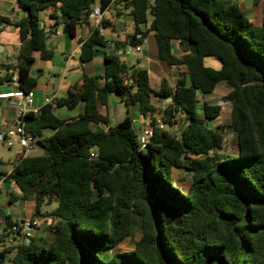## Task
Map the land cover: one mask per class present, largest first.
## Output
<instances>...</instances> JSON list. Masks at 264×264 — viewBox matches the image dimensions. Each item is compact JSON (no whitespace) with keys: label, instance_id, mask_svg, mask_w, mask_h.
<instances>
[{"label":"trees","instance_id":"16d2710c","mask_svg":"<svg viewBox=\"0 0 264 264\" xmlns=\"http://www.w3.org/2000/svg\"><path fill=\"white\" fill-rule=\"evenodd\" d=\"M17 1L26 12L18 24L21 46L15 66L0 65L6 72L0 86L17 76L18 90L27 94L39 78L32 75L34 54L53 58L40 13L55 9L63 33L75 38L96 0ZM252 1L255 7L263 2ZM99 5L118 16L127 11L134 33L121 43L92 31L80 61H91L97 46L110 47L103 74H84L66 97L25 116V129L43 154L22 157L6 175L19 193L10 201H33L34 217L43 207L55 209L43 215L51 220L47 238H32L29 245L20 236L8 244L7 232L20 222L6 218L0 264H264V16L251 21L235 0ZM3 24L10 23L0 19ZM144 34L153 35L163 66L182 70L174 86L162 79L153 90L146 69L120 61L117 52L141 45L137 36ZM175 42L181 57L173 52ZM208 58L219 69L207 66ZM220 85L228 88L230 121L211 127L222 109L206 99ZM111 94L150 120L145 149L129 112L113 125L99 113ZM81 103L84 112L76 119L55 114ZM176 125H183L180 133L169 129ZM132 238V250H116Z\"/></svg>","mask_w":264,"mask_h":264},{"label":"crops","instance_id":"0c3cea01","mask_svg":"<svg viewBox=\"0 0 264 264\" xmlns=\"http://www.w3.org/2000/svg\"><path fill=\"white\" fill-rule=\"evenodd\" d=\"M243 12L247 14L249 19L256 22L257 19H261L264 16V0L260 6L255 7L252 0H235ZM100 7L99 6H95ZM113 12L115 10L104 11V21L108 22L107 28L104 27V35L108 41H118L124 43L126 39H131L134 33L133 20L129 16L127 11L122 10L121 16H114ZM44 13V14H42ZM125 16V17H124ZM26 17V12L23 11L17 0H0V19L9 21L10 24H3L0 28V65H10L15 66L17 61V56L20 50L21 42L19 39V29L18 24ZM121 17L125 18L127 21L124 26L119 23ZM40 27L49 36L47 41V46L53 52V58L51 61H43L40 57V53H35V64L34 70H37L39 78L37 86L33 89L34 94V105L32 111L37 112L40 108L47 104H53L55 100L61 99L67 96L69 89L81 81L84 74L90 76H96L103 74L104 71V52L110 50L108 48L99 50L96 52L94 58L82 64L80 61L81 46L82 43L91 35L94 31L93 23L88 19V22L83 23L78 27L76 31V37L71 38L67 34L63 33L60 14L55 9H47L40 13ZM56 31H60V34H55ZM144 42L140 45L141 52L136 53L134 50L135 46H131L134 50L135 62H127L122 58L123 54L119 55L120 61L124 62L128 67H139L144 68L148 71L150 75V82L153 90H158L160 88L161 80L167 79L172 86L175 85L177 75L176 73L181 72L177 68H167L161 64L158 58L157 46L155 39L152 34H144L142 36ZM129 45H124L121 49L122 53H125L124 47L127 49ZM131 51L129 50V53ZM173 52L176 56L181 57L182 52L177 42L173 44ZM128 53V54H129ZM127 54V53H125ZM127 54V55H128ZM209 60H214L212 58L205 59V64L211 68L219 69V63L215 61V65L208 64ZM49 66H52L50 68ZM52 72L53 80L44 81L40 80L42 73L46 70ZM12 72V71H10ZM6 72L3 67H0V75H4ZM15 73V72H13ZM17 76L10 83H5L0 86V96L7 95L18 91V85L16 83ZM223 88V92L226 93L227 87L225 85H220ZM216 94V93H215ZM215 94L209 96L206 101L209 102V98ZM6 101L3 112L0 115V131L2 129L12 128L15 119V108L11 105L8 99H2ZM113 106L109 103L107 107L100 106L99 113L103 116H108L111 119V124H114L110 110ZM136 108L138 115L131 116L133 119V124L138 132L139 139L141 141L145 132L152 133V126L150 120L144 118L140 113V108L138 106H132ZM131 107V108H132ZM60 109V108H59ZM55 109V114L61 113L62 116L59 117L65 120H72L78 118L84 112V106L78 105L75 110H78L75 114L65 113L64 111ZM72 110V111H75ZM71 111V110H70ZM116 111V108H115ZM213 123V122H212ZM211 127H215L211 125ZM183 125H176L173 128L176 133L182 131ZM51 131H45L44 135H51ZM22 158L21 150L17 152V159L14 163L10 164L8 168L0 170V194H6V200L4 204H0V209L4 211L5 220L0 219V237L3 234V229L6 225V218H11L13 222H22L27 219H35L38 222V227L33 233V239H41L44 236V228L51 222L45 216L46 208L52 207L51 211L55 209V205L43 207L40 210V214L35 215L36 209L33 201H24L21 199H15L10 201V194L18 196L19 193L14 191L9 183L6 182L5 177L9 174L15 164ZM0 244V249L2 248Z\"/></svg>","mask_w":264,"mask_h":264},{"label":"built area","instance_id":"2783aa9c","mask_svg":"<svg viewBox=\"0 0 264 264\" xmlns=\"http://www.w3.org/2000/svg\"><path fill=\"white\" fill-rule=\"evenodd\" d=\"M88 19L93 23L94 30L99 32L100 37H105L104 35V11L101 7H94L93 11L89 13ZM55 34H60V31H56ZM142 38L141 35L137 36V39ZM144 40V39H143ZM144 42V41H143ZM134 50L136 53H140L141 46H135ZM125 53H129V50H126ZM122 54L121 51L117 52L119 56ZM1 99H8L11 105L15 108V119L13 122L12 128L8 129L5 132L0 131V143L5 144L8 148L18 147L21 150L22 157H25L30 154L32 148L37 143V138L27 133L25 129L24 118L25 116L32 111L34 105V94L33 92L24 93L20 90L7 94L1 95ZM229 102H224L220 105L222 112L225 110V107ZM34 112V111H33ZM163 128V125H160ZM152 133L145 132L141 139V149H145L147 140L151 137ZM38 227V222L35 219H27L20 222L18 225H14L8 232L5 237L8 244L14 243L16 237H22L25 245H29L31 239L33 238V233Z\"/></svg>","mask_w":264,"mask_h":264},{"label":"rangeland","instance_id":"374dc122","mask_svg":"<svg viewBox=\"0 0 264 264\" xmlns=\"http://www.w3.org/2000/svg\"><path fill=\"white\" fill-rule=\"evenodd\" d=\"M95 6H99V0H96L95 2ZM44 14V13H42ZM117 11L113 12V18L114 16H116ZM125 17V16H124ZM121 17L119 20V23L124 26V24L127 22L125 21V18ZM128 50H130L131 52L127 55L125 53H122V58H124L127 62H135V56L136 54L134 53V50L132 49L131 46L127 47ZM208 64L210 65H215V61L214 60H209ZM50 68H52V66H49ZM37 71V70H35ZM44 81H52L53 80V75L52 72L49 71L48 69L42 73L40 80ZM227 92H228V88H227ZM224 97H225V93L223 92V88L220 87V90H218V92L209 98V103L211 104H215V105H222L225 101H224ZM200 101L202 102L203 100L201 98H199ZM228 102V101H226ZM5 103L6 101H0V115L3 112V108L5 107ZM109 103L111 104L112 109L110 110L112 119L114 120V124L121 122L127 115L128 112L130 114V116H136L138 115V112L136 110V108H128L126 106V104L121 100V98L116 95V94H111L110 98H109ZM80 105L84 106L83 103H81ZM116 108V111H115ZM62 110L65 113H70V114H75L78 110L75 111H70L67 108H60L59 111ZM230 110H231V105L227 104L225 107V110L222 112V115L219 119L215 120L211 125L217 127V126H223V125H227L230 121ZM58 117H61L62 114L59 112L57 113ZM179 122L183 124V117L179 116ZM2 132H5V128L2 129ZM230 136V135H229ZM20 151V149L18 147H14V148H8L5 144L0 143V170H4L5 168H8L10 166V164L14 163L17 159V152ZM43 154L42 149L36 144L31 152L30 155L31 156H40ZM178 178L184 179L182 175H179ZM187 181V179L185 180ZM181 185L183 187H186L187 183L183 182L181 183ZM15 191V190H14ZM6 200V194L2 193L0 194V204L3 205L4 201ZM53 207V206H52ZM52 207L46 208V212L45 214L51 212ZM47 219H49L48 217H46ZM50 220V219H49ZM51 221V220H50ZM44 236L43 238H47V234L45 232V228H44ZM139 239V235L135 236V240ZM134 246V239H127L126 242H124L121 246H119L118 248H116V250L118 251H129L132 250Z\"/></svg>","mask_w":264,"mask_h":264},{"label":"water","instance_id":"95a60500","mask_svg":"<svg viewBox=\"0 0 264 264\" xmlns=\"http://www.w3.org/2000/svg\"><path fill=\"white\" fill-rule=\"evenodd\" d=\"M96 48H97L98 50H103V49H104L102 46H97ZM108 49H110V47H108ZM124 49H125V47H124ZM32 75H33V76H37V75H38V72L35 71V70H33V71H32ZM169 101H170V99H169ZM0 219H1V220H5V217H4V211L1 210V209H0ZM0 228H1V223H0Z\"/></svg>","mask_w":264,"mask_h":264}]
</instances>
